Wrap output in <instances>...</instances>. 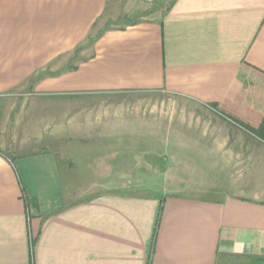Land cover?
Returning a JSON list of instances; mask_svg holds the SVG:
<instances>
[{"label": "crops", "instance_id": "crops-1", "mask_svg": "<svg viewBox=\"0 0 264 264\" xmlns=\"http://www.w3.org/2000/svg\"><path fill=\"white\" fill-rule=\"evenodd\" d=\"M149 92L171 97L102 98ZM58 137L125 140L113 170L159 156L168 189L73 195L23 148ZM0 264H264V0H0Z\"/></svg>", "mask_w": 264, "mask_h": 264}, {"label": "rangeland", "instance_id": "rangeland-1", "mask_svg": "<svg viewBox=\"0 0 264 264\" xmlns=\"http://www.w3.org/2000/svg\"><path fill=\"white\" fill-rule=\"evenodd\" d=\"M19 97L21 98V103H25L26 106H19L14 107L11 112V119L10 124L13 128H15L16 124L15 120L18 115L23 111H26L27 114L32 108H30L29 105H31L32 102H37L35 100L36 97L31 96L26 93H20ZM171 96H168L166 94L156 93V92H149V93H142V94H123L120 96H104L102 98L104 99H146L148 101V104L152 105L151 107H156L155 105L160 106L161 102L160 100L168 99ZM88 98V99H87ZM86 97L84 98V107H88L90 110V116L85 118L84 126H90V128H95L96 126V116L92 113L93 108L90 106L92 103L97 101V99H100L98 97ZM65 99V98H64ZM61 97L54 98V101H57L58 104L56 107L59 108L61 104L64 103V100ZM33 100V101H31ZM38 102H42L40 99H38ZM62 100V101H61ZM28 102V103H26ZM33 104V103H32ZM42 108V107H41ZM39 107V109H41ZM63 109V108H62ZM82 108L80 106L74 107L73 110L80 111ZM26 122L29 121V115H25ZM31 119V117H30ZM54 119V121H53ZM52 119V123L50 126H54V128L51 130L48 134H54L53 132L56 131L55 134L63 136L66 133L65 131V120L64 117L61 115L56 116V118ZM75 120V118H74ZM88 120V121H87ZM23 123V125H27V123ZM41 122L39 123V125ZM82 125V123H80ZM80 124L76 123L75 125L80 126ZM42 124L41 126H43ZM46 125V124H45ZM19 124V128H20ZM25 132V131H23ZM47 134L46 137L49 135ZM127 141V140H126ZM41 142L44 143H37L33 142L31 144H26L23 146L25 151H37L40 149H43L44 147H48L51 149H54L60 153L62 165L64 166L63 173L65 175V179L67 180V190L69 193H73V195L84 197H92L95 195H99L101 193H111V192H130L140 195H147L150 197L154 196H161L163 189H168L166 187L165 182L167 181V178L164 176V172H161L159 170L160 163H159V156L153 155L152 156V162H153V171L149 170H113V155L115 152H119L120 150H126L127 148L124 145L125 140L121 139V142L119 140H113L111 138L109 139H97V138H91V139H64V138H50V139H44ZM74 152V164H73V170L70 167L72 159L69 157L70 151ZM122 159L127 158L126 154H123ZM141 157V156H140ZM149 156H147V160H149ZM106 161V165H98L97 161ZM132 161V160H130ZM135 168L136 165L133 162L132 163ZM103 170H99L98 168H104ZM119 167V165H117ZM121 167H128V165H123ZM192 173L190 172V175H187V177H191ZM139 184H146L144 187L138 186Z\"/></svg>", "mask_w": 264, "mask_h": 264}]
</instances>
